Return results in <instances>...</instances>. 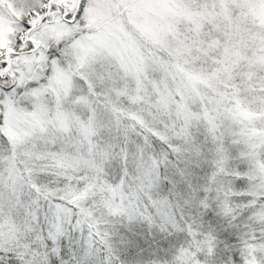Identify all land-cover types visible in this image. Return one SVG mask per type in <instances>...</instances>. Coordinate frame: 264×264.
<instances>
[{
  "label": "snow or ice",
  "instance_id": "6c2138e0",
  "mask_svg": "<svg viewBox=\"0 0 264 264\" xmlns=\"http://www.w3.org/2000/svg\"><path fill=\"white\" fill-rule=\"evenodd\" d=\"M0 264H264V0H0Z\"/></svg>",
  "mask_w": 264,
  "mask_h": 264
}]
</instances>
